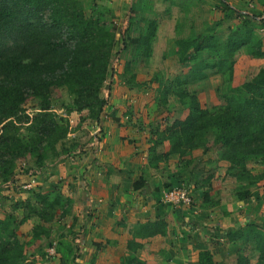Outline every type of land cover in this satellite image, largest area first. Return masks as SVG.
Instances as JSON below:
<instances>
[{
  "label": "trees",
  "instance_id": "trees-1",
  "mask_svg": "<svg viewBox=\"0 0 264 264\" xmlns=\"http://www.w3.org/2000/svg\"><path fill=\"white\" fill-rule=\"evenodd\" d=\"M216 1L221 12L238 14L228 0ZM261 4L258 17L242 16L243 21L232 26L224 40L213 32L176 39L178 62L189 64L185 80L176 77L163 82L159 76L154 77L160 105L165 106L173 96L186 114L169 126L152 131L149 166L156 168L159 163L177 156L181 167H189L196 161L193 153L198 150L207 153L212 143L219 149L217 161L228 163L226 175L238 184L234 195L239 201L259 202L258 193L249 188L264 180V171L253 175L246 166L247 160L257 158L264 167V69L225 95V104L220 108H203L185 86L208 79V71L227 74L232 79L233 58L241 49L253 58H264V40L257 35V29L264 32V0ZM156 32V22L150 21L134 41L146 58L151 55ZM125 33L126 28L121 30V49L114 53L115 33L101 14L87 17L81 0H0V180L7 181L15 164L29 156L36 158L38 168H43L45 152L66 137L67 128L49 114L54 93L60 89H66L71 96L70 112L87 111L91 121L100 122L107 105L100 91L112 60L126 49ZM32 100L37 101L38 112L29 116L24 108ZM21 124H29L27 136L20 134L18 125ZM165 144L167 151L158 153ZM211 180L209 175L201 183L203 209L215 208L219 203L210 200ZM140 183L136 182L133 187L137 189ZM35 197L41 208L38 210L30 203L26 206L38 218H44L48 208L59 204L50 201L48 196L37 194ZM12 223L11 216L0 219V264H26V247L16 239ZM168 225L164 217L138 224L125 243L121 264H154L140 259L138 254L150 240L166 237ZM261 226L246 222L236 229H227L226 243L240 241L252 245L257 254L255 264H264V225ZM43 233L45 230L39 226L33 229L32 236L37 239ZM56 251L61 264H74L80 256L78 246L61 241ZM197 264L215 263L212 254L202 250L197 253ZM237 264L250 262L239 252Z\"/></svg>",
  "mask_w": 264,
  "mask_h": 264
},
{
  "label": "rangeland",
  "instance_id": "rangeland-1",
  "mask_svg": "<svg viewBox=\"0 0 264 264\" xmlns=\"http://www.w3.org/2000/svg\"><path fill=\"white\" fill-rule=\"evenodd\" d=\"M81 1L87 17L101 14L105 24L115 33L114 53L121 49V30L126 28V49L112 60L108 78L100 91V97L107 102L100 122L97 124L91 121L87 111L70 112L71 96L66 89H60L54 93L49 114L55 117L59 125L67 128L66 137L57 142L54 149L45 152L43 168H38L36 158L29 156L15 164L7 181L0 180V219L6 216L13 218L11 230H14L18 242L26 247V264H61L60 255L54 251L60 241L72 247L78 246L80 256L74 264H121V250L116 252L106 249L111 244L100 242L97 240L99 237L88 233L85 227L89 221L83 201L85 193L81 190L89 174L85 167L92 160L88 155L101 143V124H118L124 135L132 134V131L139 138L138 143L144 146L143 151L139 150V162L142 164L140 170L148 169L146 159L141 158L150 147L152 131L169 126L186 114L173 96L169 97L165 106L160 105L154 81L155 76H159L163 82L173 81L176 77L185 80L189 74V64L182 65L176 58L174 41L204 32H213L218 39L224 40L230 28L243 21L242 16L249 14L258 17L262 11L261 0H228L238 14L221 12L216 0ZM150 21L156 22L157 32L151 43V55L146 58L141 47L134 41L143 34ZM257 35L264 40L263 31L257 29ZM233 59L232 79L227 74L208 71V79L189 82L185 86L196 95L203 108L222 107L225 95L264 69V58H253L245 49L239 50ZM24 109L26 114L34 116L38 112L37 101H30ZM28 125H18L23 137L27 136ZM132 141L135 139L128 142ZM167 149L165 144L158 149V153ZM218 150L210 143L209 158L206 159L216 164L215 170V164L211 166L212 174L205 171L201 164L196 167L195 161L187 167L185 180L178 175L174 184L163 181L164 190L189 189L194 197L193 203L190 207L174 208L163 202L171 215V235L147 242L138 254L140 259L154 264H197V253L206 250L212 254L215 264H237L239 252L250 264H255L257 254L252 245L241 244L240 241L226 243L224 232L246 222H255L260 227L264 225V180L249 188L251 192L258 193L259 202L253 199L237 200L234 195L238 187L235 179L227 175L222 178L226 170L217 167ZM200 152L202 150L194 153ZM170 159L180 162L177 156ZM246 166L253 175L264 171L257 158L247 160ZM171 168L178 169L174 166ZM208 175L212 179L216 177L209 191L210 200L215 202L220 199L226 211L201 208L200 200L204 192L201 183ZM31 178L34 180L32 187L24 189L23 186ZM218 179L220 181L216 182ZM37 194L48 196L50 201L59 203L53 209L48 208L44 218L29 213L26 206L30 203L38 210L41 208L36 202ZM39 226L45 233L34 239L32 231ZM7 237L12 241L11 236Z\"/></svg>",
  "mask_w": 264,
  "mask_h": 264
},
{
  "label": "crops",
  "instance_id": "crops-1",
  "mask_svg": "<svg viewBox=\"0 0 264 264\" xmlns=\"http://www.w3.org/2000/svg\"><path fill=\"white\" fill-rule=\"evenodd\" d=\"M101 125L103 129L101 143L100 146L93 148L88 155L92 160L85 167L89 174L86 181L83 182L84 188L81 190L85 193L83 201L89 221L85 227L88 233L99 237L97 240L100 242L111 244V246L107 245L106 249L116 252L121 250L122 255L127 239L133 236V230L140 223L164 217L169 224L166 237L171 235L169 233L171 215L167 211V205L170 204L165 205L162 201L163 181L174 184L178 175L182 180H185L188 169L181 167L174 159L159 163L158 167L153 168L148 164V150L146 149L141 159H146L148 169L141 171L139 150L143 151L144 146L142 143L141 145L138 143L139 138L134 136L132 131V134L124 135L118 124L105 123ZM132 139L135 141L128 142ZM197 155L199 156L196 158V167L201 164L205 171H210L212 174L211 166L215 162L206 159L209 158L208 152L205 154L194 153L193 157L195 158ZM177 165L178 169L171 168V166L176 168ZM217 165L226 171L229 167L228 163L224 161L217 162ZM215 166L216 164L213 168ZM208 167H210L209 170ZM143 173H146V176ZM162 173L165 175L163 176ZM225 175L226 173H223L222 178ZM214 178L216 179L213 177L211 180L212 186ZM139 181H141L140 186L135 189L133 184ZM219 181L218 179L216 182ZM215 208L226 211L220 199Z\"/></svg>",
  "mask_w": 264,
  "mask_h": 264
},
{
  "label": "built area",
  "instance_id": "built-area-1",
  "mask_svg": "<svg viewBox=\"0 0 264 264\" xmlns=\"http://www.w3.org/2000/svg\"><path fill=\"white\" fill-rule=\"evenodd\" d=\"M34 183V180H30L23 186L24 189L29 190ZM162 199L166 204H170L175 207L186 206L189 207L193 203L191 193L185 188H170L162 191ZM55 251V248H54Z\"/></svg>",
  "mask_w": 264,
  "mask_h": 264
}]
</instances>
